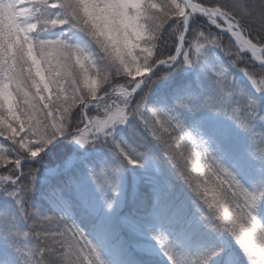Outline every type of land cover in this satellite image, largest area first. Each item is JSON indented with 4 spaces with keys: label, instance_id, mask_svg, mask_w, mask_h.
Here are the masks:
<instances>
[{
    "label": "snow or ice",
    "instance_id": "obj_1",
    "mask_svg": "<svg viewBox=\"0 0 264 264\" xmlns=\"http://www.w3.org/2000/svg\"><path fill=\"white\" fill-rule=\"evenodd\" d=\"M0 264H264V0H0Z\"/></svg>",
    "mask_w": 264,
    "mask_h": 264
}]
</instances>
